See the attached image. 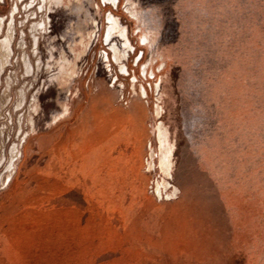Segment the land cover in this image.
<instances>
[{
  "label": "rangeland",
  "instance_id": "1",
  "mask_svg": "<svg viewBox=\"0 0 264 264\" xmlns=\"http://www.w3.org/2000/svg\"><path fill=\"white\" fill-rule=\"evenodd\" d=\"M113 6L0 0V264H264V0Z\"/></svg>",
  "mask_w": 264,
  "mask_h": 264
},
{
  "label": "flooded vegetation",
  "instance_id": "2",
  "mask_svg": "<svg viewBox=\"0 0 264 264\" xmlns=\"http://www.w3.org/2000/svg\"><path fill=\"white\" fill-rule=\"evenodd\" d=\"M108 1L111 2V4H113V5L116 4V6L118 4V0H117V3H116V0H108ZM116 6H113V7H116ZM107 19H108V25H109V28H108V31H107V40H108L110 38V36L113 35V33L116 32V29L118 28L119 25H118L116 19L113 18L111 15H108ZM120 36L122 37V39H125V34L123 32H121ZM10 43H11V41H10ZM6 52H7V54H9V52H10V44L6 48ZM113 52H114L115 59L118 60L119 57H118L116 48H113ZM159 130H160V132L164 131L161 125L159 126Z\"/></svg>",
  "mask_w": 264,
  "mask_h": 264
},
{
  "label": "bare ground",
  "instance_id": "3",
  "mask_svg": "<svg viewBox=\"0 0 264 264\" xmlns=\"http://www.w3.org/2000/svg\"><path fill=\"white\" fill-rule=\"evenodd\" d=\"M13 12H14V10H13ZM13 14L14 13H12L11 16H13ZM2 20H3V18H0V29H1ZM11 23H12V21L9 23V31L11 29ZM9 31H8L5 39L0 42V48L3 49L5 52H6V48L9 46L10 41H11V32H9ZM158 132H159L158 139H159L160 143L162 144V141H163V138H164V131L160 132V130L158 128Z\"/></svg>",
  "mask_w": 264,
  "mask_h": 264
},
{
  "label": "crops",
  "instance_id": "4",
  "mask_svg": "<svg viewBox=\"0 0 264 264\" xmlns=\"http://www.w3.org/2000/svg\"><path fill=\"white\" fill-rule=\"evenodd\" d=\"M23 236L19 237L17 240H22ZM22 249V250H21ZM25 249L23 246H16V242H13V246L12 248H10V251L12 252V258L14 259V257L16 258V256H21L20 254H23L25 253ZM27 254V253H26ZM26 254H25V258L28 260V256L26 257ZM24 258V260H25ZM23 264H28V263H23Z\"/></svg>",
  "mask_w": 264,
  "mask_h": 264
}]
</instances>
